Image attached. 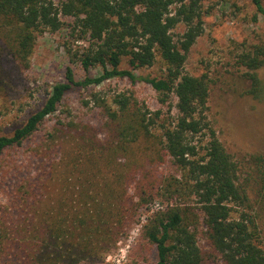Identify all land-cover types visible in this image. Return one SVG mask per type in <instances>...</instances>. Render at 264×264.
<instances>
[{
  "label": "trees",
  "instance_id": "trees-1",
  "mask_svg": "<svg viewBox=\"0 0 264 264\" xmlns=\"http://www.w3.org/2000/svg\"><path fill=\"white\" fill-rule=\"evenodd\" d=\"M251 1L264 15V0ZM202 14L201 0H0L5 76L29 69L38 34L58 30L62 16L72 18L67 34L87 41L70 61L102 70L76 79L67 67L42 104L10 134H0V264L96 263L155 199L166 205L148 215L134 241L153 251V264H264L253 201L207 115V75L184 69L203 32ZM179 22L185 30L175 41L170 30ZM122 57L127 68L119 67ZM157 57L162 76L135 73ZM239 63L250 81L247 92L259 97L264 40L240 53ZM114 76L143 79L161 103L173 95L174 120L156 123L160 110L136 107L130 94L116 93L113 108L92 92L105 119L104 139L73 117H58L44 129L71 89ZM5 85L0 77V89ZM166 162L181 175L160 172ZM251 164L258 172L256 202L264 203V153L252 155Z\"/></svg>",
  "mask_w": 264,
  "mask_h": 264
},
{
  "label": "rangeland",
  "instance_id": "rangeland-1",
  "mask_svg": "<svg viewBox=\"0 0 264 264\" xmlns=\"http://www.w3.org/2000/svg\"><path fill=\"white\" fill-rule=\"evenodd\" d=\"M58 1V0H56ZM203 32L189 48L184 63L186 72L192 75L205 73L209 83L207 115L216 129L217 135L226 150L238 164V181L245 185L253 201L258 224L264 239V203L256 202L258 196V172L251 164L252 155L264 153V66L258 70L263 91L259 97L247 92L250 81L244 76L246 68L239 63L240 53L253 44L264 40V15L257 12L251 0H201ZM64 24L55 32L48 30L38 34L30 57V67L24 73L10 79L0 71V77L7 86L0 89V134H10L20 125L46 97L50 86L65 80V71L71 67L76 79L86 75L101 73L100 66L84 70L80 63L70 61L73 52L82 51L87 45L84 38L70 37L68 23L71 17H63ZM185 30L183 22L171 28L175 41L181 38ZM67 41V44H65ZM69 49V51H68ZM9 58V56L7 55ZM151 66L138 68L140 76L163 75L164 66L159 57ZM7 61L0 63V70ZM127 57H122L120 68H127ZM10 64V63H9ZM92 92H100L113 108V96L118 92L132 95L136 107L147 109L150 113L160 110L156 123L166 124L176 115L175 101L172 95L167 103L158 101L153 88L143 79L130 81L127 77H111L99 85L88 88L71 89L58 110L43 123L49 129L58 117H73L75 120L90 123L98 130L100 139L106 136L104 118L91 97ZM170 104V106H169ZM68 113H70L68 115ZM160 134L159 127H152ZM20 155L18 159H22ZM57 160V159H56ZM159 171L166 175L180 176L182 169L166 162ZM155 203L161 206L166 201L153 200L148 207L139 210L135 222L126 237L117 241L116 247L96 263L83 264H153V251L147 245L134 243L140 225L145 221Z\"/></svg>",
  "mask_w": 264,
  "mask_h": 264
},
{
  "label": "built area",
  "instance_id": "built-area-1",
  "mask_svg": "<svg viewBox=\"0 0 264 264\" xmlns=\"http://www.w3.org/2000/svg\"><path fill=\"white\" fill-rule=\"evenodd\" d=\"M160 208H162V206L159 203H155V209L151 210V212H153L154 210L160 209Z\"/></svg>",
  "mask_w": 264,
  "mask_h": 264
}]
</instances>
